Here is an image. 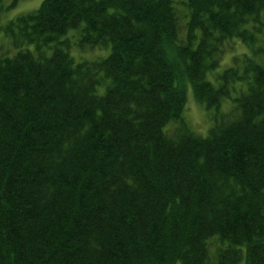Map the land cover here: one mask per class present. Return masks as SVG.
<instances>
[{
    "label": "trees",
    "instance_id": "trees-1",
    "mask_svg": "<svg viewBox=\"0 0 264 264\" xmlns=\"http://www.w3.org/2000/svg\"><path fill=\"white\" fill-rule=\"evenodd\" d=\"M4 31L0 264H264V0H42Z\"/></svg>",
    "mask_w": 264,
    "mask_h": 264
},
{
    "label": "rangeland",
    "instance_id": "rangeland-1",
    "mask_svg": "<svg viewBox=\"0 0 264 264\" xmlns=\"http://www.w3.org/2000/svg\"><path fill=\"white\" fill-rule=\"evenodd\" d=\"M181 2V0H178ZM11 0H2L0 3L3 4L4 8L0 12V47L7 49L11 47V37L5 33L4 28L9 20L20 15V13H26L38 8L42 0H19L14 6L9 7ZM181 12L185 11V8L181 3H178ZM68 36L71 39L70 53L76 61L82 59H96L99 57L106 56L111 46H89L80 44V33L78 30L72 29L68 32ZM241 42V41H239ZM10 49V48H9ZM11 50V49H10ZM249 51L248 47L243 43H237L235 48L227 51L221 61L220 66L213 71L208 73V77L217 83L216 75L221 72L225 67L232 64L233 57L238 52ZM11 53V52H10ZM229 100H225L222 104V109H228L230 104L227 103ZM185 116L190 127L201 135H207L210 125L213 123L212 111L208 110L205 104L199 102L194 94L191 87L187 91V103L185 108Z\"/></svg>",
    "mask_w": 264,
    "mask_h": 264
}]
</instances>
